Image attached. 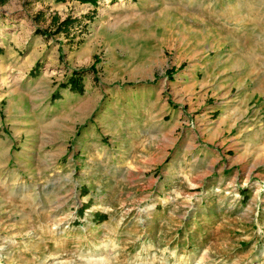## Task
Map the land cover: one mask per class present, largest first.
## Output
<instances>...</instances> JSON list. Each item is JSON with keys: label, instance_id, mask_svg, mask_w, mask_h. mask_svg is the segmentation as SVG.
<instances>
[{"label": "rangeland", "instance_id": "obj_1", "mask_svg": "<svg viewBox=\"0 0 264 264\" xmlns=\"http://www.w3.org/2000/svg\"><path fill=\"white\" fill-rule=\"evenodd\" d=\"M140 1L100 0L99 7L77 0L0 3V77L7 80L0 91L37 89L45 105H54L59 94H50L48 83L66 87L85 72L84 86V76L96 71L128 80L132 70L142 72L132 69L134 59L139 63L158 52L163 63L152 67L154 76L170 78L177 64L182 68L193 59L183 51V33L196 34L192 27L200 25L175 7L185 0ZM130 4L156 11L152 17L123 13ZM263 13L261 5L250 4L241 16L251 23ZM67 18L71 24L65 26ZM150 37L161 46L147 51ZM6 102L0 101L4 118ZM201 112L182 118L177 132L183 137L188 127L204 136L180 142L174 135L172 154L152 165L150 157L134 156L138 150L129 157L109 150L115 156L102 160L81 155L69 138L79 135L83 120L71 125L73 119L58 111L30 161L35 174L15 172L19 152L13 150L10 167L0 160V264H264V145L256 151L264 126H255L256 120L264 124V103L252 99L242 116L226 119L232 132L219 136H212L219 117L207 115L200 124L195 117ZM249 129L245 145L252 147L241 158L227 140ZM102 132L110 143L113 138ZM2 154L0 146V159Z\"/></svg>", "mask_w": 264, "mask_h": 264}, {"label": "crops", "instance_id": "obj_2", "mask_svg": "<svg viewBox=\"0 0 264 264\" xmlns=\"http://www.w3.org/2000/svg\"><path fill=\"white\" fill-rule=\"evenodd\" d=\"M185 1L182 7H175L191 16L200 27H192L196 34L183 33V51L193 59L187 65L182 63V68L177 64L178 67L170 78L169 75L162 74L154 76L156 73L152 67L163 63L161 53L158 52L155 58H147L139 63L134 59L132 69L139 66L142 72L132 70L133 73L129 72V75L133 77L128 80L120 81L116 77H104L103 73L98 75L97 71L91 72L87 77L84 76L83 92L72 90L69 84L62 87L59 85L60 81L55 84L48 83L52 87L50 94H59L54 105H45V99L42 100L44 95H35V84L31 85L34 89L31 93H27L20 86L6 90V93L0 91V101L2 98L7 100V113L3 112L5 118L0 113V131H3L0 135L2 166L10 167L16 161V173L35 174L37 169L30 161L34 162L33 158L41 150V143H45L43 132L50 128L52 122L49 120L58 111H61L64 118L69 116L73 119L71 122L74 123L71 125H76L79 117L84 123L79 135L69 138L72 141L69 145H76L83 156L101 160L109 154V150L116 151L123 157H129L130 151L138 150L135 157L148 156L152 165L164 163L172 154L170 149L173 147L169 143L174 135L179 136L180 142H190L204 136L200 130L198 132V129L184 126L182 127L186 131L182 134L183 137L177 132L182 118L190 116L188 114L192 110L202 111L195 117L200 124L208 120L209 116L219 117L214 126L217 129H212V136L213 133L219 136L225 131H228L226 134L232 132L233 125L226 124L227 118L235 116L238 119L243 115L246 104L254 98H260L264 103V83L260 82L264 77V13L256 22L251 23L244 22L245 18L241 16L250 4L264 8V0H239L235 7L234 0ZM143 7L130 4L123 13L152 17V13L156 11L152 7ZM164 11L165 9L158 13ZM234 24L235 30L232 27ZM250 29L253 31V38L246 34ZM150 39L144 45L147 51L154 46H161L156 37ZM160 49L165 51L162 47ZM5 82L7 80L0 77V86H6ZM44 84H47L46 79ZM10 91L11 97H6ZM256 112L253 109L254 116ZM252 119L251 121L254 120ZM255 124L257 128L264 126L257 120ZM250 130L247 135H239L234 140L230 139V142L227 140V143L237 148L241 158L252 147L245 145L251 138L248 136L251 134ZM75 131V128L70 130ZM102 131L113 138L110 143L102 140ZM263 141L259 137L261 145H258L256 151L264 145ZM213 147L212 159L217 156ZM13 150L20 155L12 162Z\"/></svg>", "mask_w": 264, "mask_h": 264}, {"label": "trees", "instance_id": "obj_3", "mask_svg": "<svg viewBox=\"0 0 264 264\" xmlns=\"http://www.w3.org/2000/svg\"><path fill=\"white\" fill-rule=\"evenodd\" d=\"M77 1H80L81 3H89V4H92L94 6H98L100 0H77ZM5 2H6V0H0L1 4H4ZM70 24L71 23L69 22V18H67L64 21V23H63V25H65V26L70 25ZM58 28H60V27H58ZM2 50L3 49L0 47V52H2ZM32 73H36V68H34ZM84 73L85 72H83L82 74H79V72H77V75H73V77L70 79L69 84H70L72 90H74L76 92H83L84 91V86H83V83H82L83 82V74ZM55 96L56 95H54V97Z\"/></svg>", "mask_w": 264, "mask_h": 264}]
</instances>
